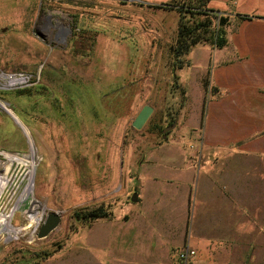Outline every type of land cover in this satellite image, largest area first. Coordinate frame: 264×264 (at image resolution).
I'll list each match as a JSON object with an SVG mask.
<instances>
[{
  "label": "rangeland",
  "instance_id": "rangeland-1",
  "mask_svg": "<svg viewBox=\"0 0 264 264\" xmlns=\"http://www.w3.org/2000/svg\"><path fill=\"white\" fill-rule=\"evenodd\" d=\"M152 1L171 0H0V264H105L111 228L127 229L130 240L143 228L175 259L187 246L195 252L187 264H264V236L253 233L251 250L239 249L226 221L210 226L213 206L195 195L184 230L179 166L255 160L211 161L215 151L200 147L218 47L207 30L175 57L179 13ZM210 29L217 39V20ZM144 105L153 112L137 130L131 123ZM95 210L108 215L85 217ZM49 213L61 221L39 238ZM213 236L226 242L208 241V251L201 240Z\"/></svg>",
  "mask_w": 264,
  "mask_h": 264
},
{
  "label": "crops",
  "instance_id": "crops-1",
  "mask_svg": "<svg viewBox=\"0 0 264 264\" xmlns=\"http://www.w3.org/2000/svg\"><path fill=\"white\" fill-rule=\"evenodd\" d=\"M152 2L151 5L163 3ZM206 8L228 16L231 24L227 33L230 29L234 33L227 35L225 46L213 50L216 51L211 70L213 89L200 127V147L215 151L211 161L217 156L228 160L243 155L255 162L252 166H197V169L179 166L185 190L184 230L188 227L189 200L195 195L200 203L213 206L210 207L212 215L207 217L212 220L210 226L219 229L217 224L226 221V233L230 229L238 238L236 242L244 247L239 249L248 251L252 248L253 233L264 236V0H209ZM238 15L249 19L242 20ZM221 50L228 52L218 53ZM166 183L172 181L166 180ZM147 215L141 216V220L145 221ZM106 231V235L115 239L106 244L110 256L104 257L105 264H174L177 261L169 251L170 245L147 242L143 228L139 231L142 234H134L133 240L124 238L127 229ZM245 235L246 240L242 238ZM218 240L221 241L213 236L201 241L209 251L208 241L226 242Z\"/></svg>",
  "mask_w": 264,
  "mask_h": 264
},
{
  "label": "trees",
  "instance_id": "trees-1",
  "mask_svg": "<svg viewBox=\"0 0 264 264\" xmlns=\"http://www.w3.org/2000/svg\"><path fill=\"white\" fill-rule=\"evenodd\" d=\"M208 1L209 0H172L170 2L158 5H149L152 8L173 10L179 13L175 44L172 47V51L175 57H179L180 55L186 53L187 47L190 44L199 41L201 32H206L207 30L208 36H206V39H208L209 37V40L211 41V44L213 46L220 48L225 45L226 38L224 36L226 35V32L224 29L229 24V17L221 15L215 10L206 8V4ZM193 4H196L197 7L193 6ZM196 8H198L199 10ZM193 10L196 11L194 12ZM190 13L191 15H204L206 18L205 20L200 22L190 23V21L186 19V15ZM238 17L242 20L249 19L247 16L238 15ZM213 19L217 20L218 23V34L216 37L217 39L215 40L213 38L214 34L210 29V25ZM185 40H188L189 44L187 42L185 44ZM107 215L108 214L104 210H95L86 214L85 217L96 219L99 217H106Z\"/></svg>",
  "mask_w": 264,
  "mask_h": 264
},
{
  "label": "water",
  "instance_id": "water-1",
  "mask_svg": "<svg viewBox=\"0 0 264 264\" xmlns=\"http://www.w3.org/2000/svg\"><path fill=\"white\" fill-rule=\"evenodd\" d=\"M153 112V108L149 105H144L137 115L135 116L134 120L132 121L131 125L135 129L139 130L143 127V125L146 123L148 118ZM176 125V120L166 128L162 130V138L165 139L167 136V132L171 131ZM131 200L135 202L137 200V194L134 192L133 196L131 197ZM61 221V216L59 213H49L42 225L39 228L38 237L44 238L49 233H51L54 229L57 228Z\"/></svg>",
  "mask_w": 264,
  "mask_h": 264
},
{
  "label": "built area",
  "instance_id": "built-area-1",
  "mask_svg": "<svg viewBox=\"0 0 264 264\" xmlns=\"http://www.w3.org/2000/svg\"><path fill=\"white\" fill-rule=\"evenodd\" d=\"M13 77L9 76L8 80H12ZM15 79L17 80H22V81H26L29 79V76H18V78L16 77ZM195 254V252L191 249H189L187 246L183 247L177 254V258L179 263L182 264H187L189 257L193 256Z\"/></svg>",
  "mask_w": 264,
  "mask_h": 264
},
{
  "label": "bare ground",
  "instance_id": "bare-ground-1",
  "mask_svg": "<svg viewBox=\"0 0 264 264\" xmlns=\"http://www.w3.org/2000/svg\"><path fill=\"white\" fill-rule=\"evenodd\" d=\"M34 211V210H33ZM33 211H32V213H33ZM36 211V210H35ZM37 212V211H36ZM35 213V212H34ZM35 215V214H34ZM38 215V214H37ZM36 219H38V217H36V216H34ZM39 221L38 220H30V222H28V223H31V225H33V224H35V227H36V225H37V223H38ZM29 225V224H28ZM30 225V226H31ZM20 228V227H19ZM27 228V227H26ZM18 229V228H17ZM21 233V232H20Z\"/></svg>",
  "mask_w": 264,
  "mask_h": 264
},
{
  "label": "flooded vegetation",
  "instance_id": "flooded-vegetation-1",
  "mask_svg": "<svg viewBox=\"0 0 264 264\" xmlns=\"http://www.w3.org/2000/svg\"><path fill=\"white\" fill-rule=\"evenodd\" d=\"M45 22H46V24H48V25L50 24L49 21H48L47 19L45 20ZM66 32H67V30H66L65 28L62 27V28L59 30V32H58L57 35H59V34H64V33H66ZM170 125H171V124H170Z\"/></svg>",
  "mask_w": 264,
  "mask_h": 264
}]
</instances>
